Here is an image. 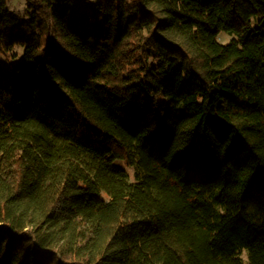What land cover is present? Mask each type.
Returning a JSON list of instances; mask_svg holds the SVG:
<instances>
[{"label":"trees","instance_id":"trees-1","mask_svg":"<svg viewBox=\"0 0 264 264\" xmlns=\"http://www.w3.org/2000/svg\"><path fill=\"white\" fill-rule=\"evenodd\" d=\"M24 2L0 264H264V0Z\"/></svg>","mask_w":264,"mask_h":264},{"label":"rangeland","instance_id":"rangeland-1","mask_svg":"<svg viewBox=\"0 0 264 264\" xmlns=\"http://www.w3.org/2000/svg\"><path fill=\"white\" fill-rule=\"evenodd\" d=\"M95 1V0H91ZM9 7L15 11L21 12L25 7L24 0H8ZM228 37L226 35H221V40H227Z\"/></svg>","mask_w":264,"mask_h":264}]
</instances>
